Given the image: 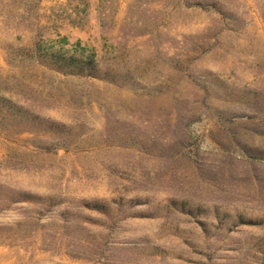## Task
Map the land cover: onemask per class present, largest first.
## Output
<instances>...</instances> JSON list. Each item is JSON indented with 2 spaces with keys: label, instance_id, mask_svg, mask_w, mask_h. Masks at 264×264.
Wrapping results in <instances>:
<instances>
[{
  "label": "rangeland",
  "instance_id": "obj_1",
  "mask_svg": "<svg viewBox=\"0 0 264 264\" xmlns=\"http://www.w3.org/2000/svg\"><path fill=\"white\" fill-rule=\"evenodd\" d=\"M0 264H264V0H0Z\"/></svg>",
  "mask_w": 264,
  "mask_h": 264
},
{
  "label": "trees",
  "instance_id": "obj_2",
  "mask_svg": "<svg viewBox=\"0 0 264 264\" xmlns=\"http://www.w3.org/2000/svg\"><path fill=\"white\" fill-rule=\"evenodd\" d=\"M50 63L55 66L58 70H69L72 73L78 75H85L86 72L94 74L95 66L93 58H87L85 60H76L74 57H69L67 59L53 55L50 58Z\"/></svg>",
  "mask_w": 264,
  "mask_h": 264
}]
</instances>
